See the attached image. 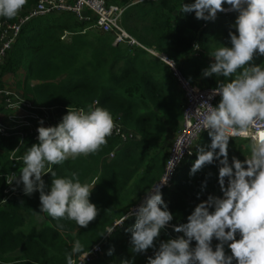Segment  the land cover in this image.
Returning a JSON list of instances; mask_svg holds the SVG:
<instances>
[{
	"label": "trees",
	"instance_id": "1",
	"mask_svg": "<svg viewBox=\"0 0 264 264\" xmlns=\"http://www.w3.org/2000/svg\"><path fill=\"white\" fill-rule=\"evenodd\" d=\"M111 1L127 6L121 23L135 40L166 55L191 83L206 88L217 86V78L203 77L202 71L210 66L212 51L221 44L231 47L229 31H235L232 25L237 13L219 12L214 21H205L196 19L194 13L180 12L184 0ZM37 2L26 0L21 10L28 11ZM84 28L85 24L68 12L32 19L0 66V77L11 74L23 97L39 106L106 108L113 118L120 117L125 130L139 138L123 144L120 137L112 134L95 153L69 158L52 167L57 176L70 177L75 172L82 182L97 183L90 200L99 213L87 228L47 214L41 227L28 224V218L41 213L39 192L27 196L21 189L20 195L6 198L5 177L11 170V161L9 155L0 154L1 264H66V254L77 239L89 250L105 237L107 227L125 216L164 173L167 134L177 129L182 113L172 70L141 47L114 44L111 35L82 32ZM254 62L264 63V56L254 57ZM36 143L26 139L17 154ZM209 143L210 137L204 133L195 145V154L198 146ZM12 145L16 142H11V148ZM234 147L229 141V157ZM196 159L197 155L186 161L171 186L162 191V199L174 216L172 225L187 222V216L208 195H222L216 164L206 165L190 176ZM42 178L51 184L50 173ZM134 223L133 216L105 240L103 250H113V264L132 259L134 264H147L153 254L151 248L146 254H136L132 249L128 229ZM169 237V233H161L159 239ZM18 250L20 255L10 256Z\"/></svg>",
	"mask_w": 264,
	"mask_h": 264
},
{
	"label": "clouds",
	"instance_id": "2",
	"mask_svg": "<svg viewBox=\"0 0 264 264\" xmlns=\"http://www.w3.org/2000/svg\"><path fill=\"white\" fill-rule=\"evenodd\" d=\"M25 2L0 0V17H14ZM225 4L230 8L225 9ZM226 10L237 13L235 31H229L231 47L221 44L212 51V62L202 71L203 77L217 78V86L201 103L200 124L210 143L197 147L189 173L192 176L216 164L222 196L208 195L194 207L187 222L177 226L170 223L174 216L162 199L161 185L147 190L142 202L124 217H135L128 229L134 252L146 254L153 249L147 264H264V134L252 139L244 160L234 156L230 160L228 151L231 136H248L249 129L264 124V63L254 62V57L264 56V0H184L180 8L205 21H214ZM217 96L216 104L209 102ZM39 123L38 143L22 156L19 175L8 174L5 181L10 186L22 185L27 196L39 192L42 214L87 228L99 213L90 200L97 183L82 182L75 172L70 177L57 176L50 165L98 151L112 135L113 116L100 106L69 107L56 125ZM49 173L51 184L47 185L42 177ZM170 227L176 235L160 240ZM113 231L109 228L107 233ZM214 239L218 241L215 246ZM89 255L90 250L77 239L66 254V264H86ZM122 264H134V259Z\"/></svg>",
	"mask_w": 264,
	"mask_h": 264
},
{
	"label": "built area",
	"instance_id": "3",
	"mask_svg": "<svg viewBox=\"0 0 264 264\" xmlns=\"http://www.w3.org/2000/svg\"><path fill=\"white\" fill-rule=\"evenodd\" d=\"M158 2L159 0H150ZM126 7L119 6L111 0H38V2L28 11L19 10L18 13L11 18L0 17V66L8 57L14 44L20 36L24 26L32 19L50 14H60L68 12L73 14L78 22L86 25L82 30H96L105 34H109L113 38L114 44H125L128 46H138L147 49L155 56L159 57L167 63L173 72L174 77L182 90L184 97L182 125L177 133L174 141L170 145L168 161L162 177L154 184V187L161 185V191L171 186L172 180L177 170L189 159L195 156V145L200 137L207 133L202 130L200 119L203 109L201 103L208 99L213 88L202 87L196 83H191L185 79L178 71L176 64L168 59L166 55L159 54L152 49H148L135 40L122 26V15ZM226 7L225 9H229ZM224 14L233 13L232 11L221 12ZM0 96H3L7 102V114L0 119V139L7 143L16 142L13 152L10 154L11 170L6 174L15 173L19 175V169L23 167L22 156L26 153L17 154L20 146L26 139L38 141L37 128L40 121H44L45 127L56 125L66 114L67 108L60 106H39L33 101L23 97L20 91L13 88L0 87ZM219 97H215L209 101L216 104ZM83 109V108H82ZM88 110V109H85ZM114 128L112 134L120 137L123 144L130 140L138 139V135L134 132L125 130L120 124V117H115ZM264 134V124H258L249 129L248 136L233 135L231 138L251 140ZM191 152V155H189ZM112 157V154L110 155ZM174 160V161H173ZM54 165H50L52 168ZM45 176V175H44ZM6 198L10 196L20 195L22 185L16 186L6 183ZM222 196V195H221ZM145 196L131 209L136 208ZM125 216L116 219L109 227L115 233L121 229L125 223ZM170 236L174 237L176 233L170 227L168 230ZM110 234V235H111ZM107 232L105 237L98 243L94 244L89 250L91 255L87 257L86 264L101 256L103 253V245L105 240L110 236ZM79 264V261H77Z\"/></svg>",
	"mask_w": 264,
	"mask_h": 264
},
{
	"label": "crops",
	"instance_id": "4",
	"mask_svg": "<svg viewBox=\"0 0 264 264\" xmlns=\"http://www.w3.org/2000/svg\"><path fill=\"white\" fill-rule=\"evenodd\" d=\"M140 2H143V1H145V0H139ZM125 7H127V6H125ZM57 16H59V15H57ZM142 45V44H141ZM136 47H138V46H136ZM142 48V47H141ZM144 49V48H143ZM148 49H152V51H155L153 48H148ZM144 50H146L147 52H148V55H152V56H155L154 54H152L150 51H148L147 49H144ZM155 52H157V51H155ZM157 53H159V52H157ZM159 54H163V53H159ZM155 57H157V56H155ZM157 58H159V57H157ZM159 60H161L160 58H159ZM162 62H164L163 60H161ZM165 63V62H164ZM166 64V63H165ZM173 85H174V90H175V94H176V96H177V98L179 99V101H180V103H181V107H182V110H183V105H184V98H183V93H182V90H181V88L179 87V85L177 84V82L175 81V82H173ZM182 118H183V111H182V113H181V120L179 121V124H178V127H177V129H175V131H170L168 134H167V138H166V145H167V147H166V149L168 148H170V145L172 144V142L174 141V139H175V137H176V135H177V133L179 132V130H180V128H181V125H182ZM230 141H232L234 144H235V147L233 148V152H232V155L229 157L230 158V160H231V158L234 156V157H236V158H238V159H240V160H244L245 159V157H247L249 154H250V144H251V140H248V139H238V138H231L230 139ZM168 153H169V151H167ZM195 156H196V154H195ZM194 156V157H195ZM110 157V156H109ZM193 157V158H194ZM10 197H12V196H10ZM14 197V196H13ZM43 218H44V220H43V222H42V218H40L41 219V221H40V223L37 221L33 226H37L38 228L39 227H41V225L42 224H44V222H46V216H45V214H43ZM29 219V218H28ZM28 223V222H27ZM29 224V223H28ZM118 231V230H117ZM114 234V233H113ZM104 238V237H103ZM213 243H218V241H216L215 239L213 240ZM95 244V243H94ZM195 244V242H193V245ZM21 254V250H18V251H16V252H14V253H11L10 254V256L11 257H14V256H16V255H20ZM153 255V254H152ZM114 260V258H113V256L112 255H108V251L105 249V250H103V253L101 254V256L100 257H98V258H96V259H94L92 262H90L89 264H98L100 261H104V263H106V264H113V262L115 261H113ZM0 264H1V262H0Z\"/></svg>",
	"mask_w": 264,
	"mask_h": 264
},
{
	"label": "rangeland",
	"instance_id": "5",
	"mask_svg": "<svg viewBox=\"0 0 264 264\" xmlns=\"http://www.w3.org/2000/svg\"><path fill=\"white\" fill-rule=\"evenodd\" d=\"M86 31H88V30H86ZM91 31H96V30H91ZM15 80H16L15 77H13L9 73H6L0 77V87H2V88H13V89H16L19 91V89L17 87H15ZM7 109L8 108H7L6 99L3 96H0V119L3 118L7 114ZM15 146L16 145H12V148H11V143H7L3 139H0V154H5V155L7 154V155H9V158H10V154L13 152V149ZM167 151H169L168 148L166 149V152ZM43 217H44L43 214L39 213L35 217L29 218L27 220V222L29 224L34 225L37 221L40 223V221H41L40 218H42V222H43V220H44Z\"/></svg>",
	"mask_w": 264,
	"mask_h": 264
},
{
	"label": "bare ground",
	"instance_id": "6",
	"mask_svg": "<svg viewBox=\"0 0 264 264\" xmlns=\"http://www.w3.org/2000/svg\"><path fill=\"white\" fill-rule=\"evenodd\" d=\"M85 27H86V25H85Z\"/></svg>",
	"mask_w": 264,
	"mask_h": 264
}]
</instances>
